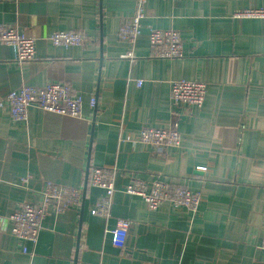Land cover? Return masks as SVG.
I'll list each match as a JSON object with an SVG mask.
<instances>
[{"label": "crops", "instance_id": "crops-1", "mask_svg": "<svg viewBox=\"0 0 264 264\" xmlns=\"http://www.w3.org/2000/svg\"><path fill=\"white\" fill-rule=\"evenodd\" d=\"M135 2L0 0V26L32 37L36 57L17 65L14 49L0 44V100L49 82L83 97L76 118L30 107L20 123L0 108V264H264V19L233 16L264 0H145L140 35L128 44L117 32ZM149 29L177 31L183 56L150 58ZM54 31L81 32L87 43L54 47ZM178 80L206 84L200 109L171 104ZM172 125L178 148L134 142L143 127ZM88 164L116 170L106 219L90 213L103 191L85 186ZM133 178L198 192V209L149 210L123 193ZM46 182L82 197L77 207L50 212L32 244L12 235L8 217L19 202L37 203ZM117 219L130 223L123 250L107 233Z\"/></svg>", "mask_w": 264, "mask_h": 264}, {"label": "built area", "instance_id": "built-area-1", "mask_svg": "<svg viewBox=\"0 0 264 264\" xmlns=\"http://www.w3.org/2000/svg\"><path fill=\"white\" fill-rule=\"evenodd\" d=\"M145 0H136L134 12L121 25L117 38L128 44H134L141 32V21L145 17ZM237 19H264V7L248 8L233 14ZM54 47H84L86 36L76 31H54L48 37ZM0 44L14 49V62L17 65L32 62L35 57V41L25 32H20L15 26H0ZM149 57L152 59L173 60L183 56V43L179 33L175 30L149 29L148 31ZM142 81H137L140 87ZM206 95V84L199 81L178 80L170 83L169 100L173 106H184L187 109H200ZM83 97L64 82H49L41 87L22 85L17 90L7 93L0 100V108L6 107L14 121L26 123L30 107H36L43 112L59 116L79 117L81 114ZM96 98L90 97L89 106L93 109ZM134 142L149 145L156 149L169 147L178 148L181 136L178 129L143 127L138 132ZM113 168L90 166L87 169L86 185L101 189L103 195L91 209V215L106 219L109 217L112 197L115 192ZM27 178L21 181L24 185ZM123 193L141 198L149 210H156L161 204L169 203L195 213L200 203V193L193 192L184 186L154 180L145 182L133 178L122 188ZM39 201L17 203L16 209L8 217L10 232L16 238L29 243H37L42 229L43 219L51 212L62 214L66 210L77 207L81 201V190L46 182L38 192ZM129 221L117 219L113 229L107 231L111 245L118 250L126 247ZM264 252V238L258 246ZM23 252H27L23 249Z\"/></svg>", "mask_w": 264, "mask_h": 264}, {"label": "water", "instance_id": "water-1", "mask_svg": "<svg viewBox=\"0 0 264 264\" xmlns=\"http://www.w3.org/2000/svg\"><path fill=\"white\" fill-rule=\"evenodd\" d=\"M88 167H89V164H88V166L86 168V177H87V169H88ZM85 186H86V180H85Z\"/></svg>", "mask_w": 264, "mask_h": 264}]
</instances>
